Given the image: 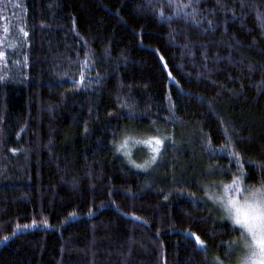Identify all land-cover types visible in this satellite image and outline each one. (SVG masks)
<instances>
[{"label": "trees", "instance_id": "obj_1", "mask_svg": "<svg viewBox=\"0 0 264 264\" xmlns=\"http://www.w3.org/2000/svg\"><path fill=\"white\" fill-rule=\"evenodd\" d=\"M0 52V264L234 262L204 189L225 131L264 173V0H0Z\"/></svg>", "mask_w": 264, "mask_h": 264}, {"label": "snow or ice", "instance_id": "obj_2", "mask_svg": "<svg viewBox=\"0 0 264 264\" xmlns=\"http://www.w3.org/2000/svg\"><path fill=\"white\" fill-rule=\"evenodd\" d=\"M179 14L183 12L186 7H192L191 4L176 5ZM185 18L191 16V22L194 25H199L196 16V9L193 7L192 13H184ZM170 19V17H169ZM211 24V22H209ZM27 35V33H25ZM4 53L0 52V57H3ZM86 60L89 58V53H85ZM87 67V64L85 65ZM127 107V105H125ZM128 137L124 138L123 142H117L115 144V151L121 152L127 144ZM171 137L157 138L156 136L149 137L147 140H138L136 143H143L151 145L154 143L156 147L152 148V153L144 164H135L133 166L143 170H147L151 166L152 162L156 160L155 153L158 152L159 145L164 140H169ZM226 143L222 145L221 150L227 151L228 156L234 158L237 165L236 172L232 175L228 182L221 183L220 190L217 191L212 185L205 186V196L207 200L211 202V207H219L223 210L222 219H227L231 222L236 229H239V236L228 243V250L242 249L244 255L240 260V264H264V173H260L261 176L259 184L248 185L243 183L245 176L244 166L240 163L243 155L240 152L233 151V143L227 136L225 131ZM125 156H128V152H124ZM254 163V162H250ZM232 172V169H225L222 174ZM212 187L211 193L208 192V188ZM46 223V222H45ZM27 227V226H25ZM195 237L196 244L203 248L204 241L200 236ZM7 239V238H5Z\"/></svg>", "mask_w": 264, "mask_h": 264}, {"label": "rangeland", "instance_id": "obj_3", "mask_svg": "<svg viewBox=\"0 0 264 264\" xmlns=\"http://www.w3.org/2000/svg\"><path fill=\"white\" fill-rule=\"evenodd\" d=\"M124 141V140H123ZM122 141V142H123ZM136 142V141H135ZM135 142H131V145L128 143V141H127V144L125 145V148H123L122 150H121V154H123L124 155V152L126 151V152H128L129 153V155L128 156H130V155H134L136 152H134V151H137V154H138V156H139V154L142 152L140 149H137L138 148V146H136V147H134L135 146ZM144 145V147L148 150V152H151V155H153V153H152V148L153 147H156V145L154 144V143H152L151 145H148V144H143ZM161 147H160V145H159V149H160ZM159 152V151H158ZM158 152H156L155 153V156H156V154L158 153ZM128 156H126V157H128ZM220 185L221 184H214V185H212L214 188H216V190L217 191H219L220 190ZM212 190H213V188L211 187V189H208V192L209 193H211L212 192ZM218 209H219V211H220V213L221 214H223V210L221 209V208H219V207H217ZM227 220V219H226ZM229 221V220H228ZM230 222V221H229ZM231 223V222H230ZM232 225V224H231ZM232 227H234L235 228V226H233L232 225ZM236 229V228H235ZM237 230V232H238V235L240 234V232H239V229H236ZM233 252H234V254H235V260H234V262H232V264H240V260L242 259V257H243V255H244V250H242V249H233Z\"/></svg>", "mask_w": 264, "mask_h": 264}]
</instances>
